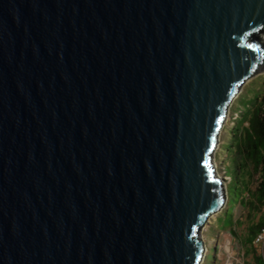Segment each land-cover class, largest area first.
<instances>
[{"label": "water", "instance_id": "water-1", "mask_svg": "<svg viewBox=\"0 0 264 264\" xmlns=\"http://www.w3.org/2000/svg\"><path fill=\"white\" fill-rule=\"evenodd\" d=\"M263 31L264 0H0V264H198Z\"/></svg>", "mask_w": 264, "mask_h": 264}, {"label": "rangeland", "instance_id": "rangeland-1", "mask_svg": "<svg viewBox=\"0 0 264 264\" xmlns=\"http://www.w3.org/2000/svg\"><path fill=\"white\" fill-rule=\"evenodd\" d=\"M259 35L264 41V32ZM263 78L264 62L257 72L241 83L225 111L212 155L213 166L222 179L225 201L218 210L207 216L199 228L202 255L198 264H257L253 256L262 255L264 252L262 245L255 244L253 239L246 240L247 228L257 221L264 208L260 211L252 208L248 204L251 196L245 189L237 193V196L229 195L233 181L230 171L234 167V159L233 151L228 152V144L233 137L232 132L235 131L241 110L259 94ZM248 187L253 189L254 183ZM227 215L230 216V221L225 220Z\"/></svg>", "mask_w": 264, "mask_h": 264}, {"label": "trees", "instance_id": "trees-1", "mask_svg": "<svg viewBox=\"0 0 264 264\" xmlns=\"http://www.w3.org/2000/svg\"><path fill=\"white\" fill-rule=\"evenodd\" d=\"M232 133L228 152L233 151L234 167L230 171L233 181L229 195L237 196V193L245 189L251 196L248 204L260 211L264 208V78L259 94L241 110L237 126ZM252 182L254 187L250 189L248 185ZM225 220L230 221V216H225ZM262 227L264 209L261 210L257 221L247 228L246 240L251 241ZM253 257L257 264H264V252Z\"/></svg>", "mask_w": 264, "mask_h": 264}, {"label": "built area", "instance_id": "built-area-1", "mask_svg": "<svg viewBox=\"0 0 264 264\" xmlns=\"http://www.w3.org/2000/svg\"><path fill=\"white\" fill-rule=\"evenodd\" d=\"M253 242L263 246L264 243V227H262L253 237Z\"/></svg>", "mask_w": 264, "mask_h": 264}]
</instances>
